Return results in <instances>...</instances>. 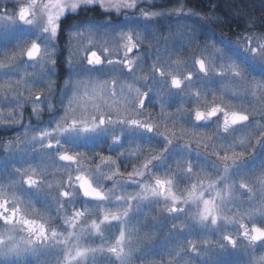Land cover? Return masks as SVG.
Returning a JSON list of instances; mask_svg holds the SVG:
<instances>
[{"label": "snow or ice", "instance_id": "6c2138e0", "mask_svg": "<svg viewBox=\"0 0 264 264\" xmlns=\"http://www.w3.org/2000/svg\"><path fill=\"white\" fill-rule=\"evenodd\" d=\"M8 2L0 0V5ZM160 2L24 0L11 11L0 7V125L24 129L23 139L0 140V150L7 153L6 166L0 168V264H50L53 259L55 264H89L103 258L109 264H134L137 259L141 264H190L189 258H202L199 264H224L217 254L229 252L243 253L245 264H257L255 253L264 251V226H257L264 225V106H255L264 104V16L245 21L244 31L233 39L215 26L241 21L246 13L232 12L231 20L214 14L224 0H207L203 14L185 11V0L161 11L140 8L137 14L141 3ZM259 3L264 9V0ZM96 9L104 14L102 20L79 18ZM113 17H122L128 26L114 23ZM65 34L69 46L73 39L86 37L100 52L91 51L87 65H77L69 51L67 78L57 90L53 78L59 76ZM184 51L191 54L181 59ZM112 56L119 58H108ZM28 68L39 71L29 73ZM85 74L86 81L74 79ZM108 76L112 79H101ZM39 85H46L47 91L34 93ZM165 93L170 99L179 97L181 107L167 113L161 103L159 115L153 117L146 106L155 107ZM9 106L14 107L4 113ZM26 107L31 114L24 123ZM52 123L54 127L30 135ZM240 129L245 131L238 135ZM186 137L188 142H181ZM153 140L163 145L159 151L152 147ZM105 143L109 151L125 143L134 150L120 151L116 159L73 152ZM51 150L58 153L55 158ZM37 157L35 167L23 166ZM97 158L99 163L93 164ZM53 159L67 163L50 173L47 162ZM118 160L125 168L132 160L141 163H133L132 171L125 173ZM257 162L261 171L252 183L259 196L248 183L233 179L252 177ZM156 169H164L168 178H160ZM212 173L216 179L204 184ZM108 182L111 187H105ZM181 182L191 183V189L181 190ZM213 190L216 199H204L205 191ZM237 190L248 200L237 197ZM149 204L163 205L150 217L151 225V210L144 211ZM181 204H195L199 210L189 213ZM134 215H143V220L132 223ZM182 215L183 222L171 223L160 239L161 217L179 220ZM230 225L235 226V238L227 234ZM184 233L198 235L200 243ZM216 233L221 234L215 246L204 239ZM97 239L99 246H92Z\"/></svg>", "mask_w": 264, "mask_h": 264}, {"label": "rangeland", "instance_id": "374dc122", "mask_svg": "<svg viewBox=\"0 0 264 264\" xmlns=\"http://www.w3.org/2000/svg\"><path fill=\"white\" fill-rule=\"evenodd\" d=\"M170 1H171L170 3H168L166 0H163V2H161V3H153V4L141 3L139 5L138 9L136 10L137 14L139 13V9L140 8L146 9L148 11H161V10L171 9V8H174V7L178 6L179 1L178 2H175L176 0H170ZM23 2H24V0H14V2H13V0H10V2H8L6 5H0V7H7L9 9V11H11V10H13L16 7V4H20V3H23ZM37 2L38 3L42 2V0H37ZM45 2H46V0H45ZM230 2L233 3V4L234 3L235 4L243 3V5L248 9V11H252L253 10V11H258V12L264 13V9H261V7H260L259 0H224V3L222 4V8L225 10V12H227V14H229V16L231 18H232L231 13L234 12V11L231 8ZM185 4H186L185 11H187L188 8H192L195 11L199 10L198 8H196L194 6H190V4H188V1H186V0H185ZM225 5H227V6H225ZM201 14H203V13H201ZM88 17H92L94 19H101L102 20L104 18V14L100 13L99 9H96V10L90 12V13H87L85 16L79 17V18L80 19H87ZM231 18H229V20H231ZM132 20L136 24L140 23V21L138 19L134 18V17L132 18ZM72 22H74V21H72ZM113 22L121 24V25L128 26V21L124 20L122 17L121 18L113 17ZM70 23H71V21H65V26H69ZM162 23H166V21H162ZM188 23L189 24H191V23L196 24L198 22L196 20H189ZM129 27H131V26H129ZM232 27L234 29H236L234 27V25H232L230 27H226V28H232ZM221 28L222 27L220 26V29H219L220 31L216 28V31L218 33L219 32H223L221 30ZM226 28L225 27L223 28L225 30L223 32L224 35L229 36V37H231L233 39H236L237 37H236L235 34L239 33V32L235 30V33H231L230 34V30H227ZM125 30H127V29H125ZM81 31H83V29H81ZM161 31L163 32L164 35L168 34L166 29H164L163 27H161ZM257 31H260V29L257 30ZM61 45H64L65 47L61 51V54L59 56V62L57 64V69H58V72H59V76L53 78L56 81L55 87H56L57 90H59V88L63 85L64 80L67 78V71H66L67 65H66L65 61H66V58L69 56V51H71L73 53V57L72 58H73L74 62L77 65H80V64L87 65V60H86L85 57L87 55H89L91 51H97L98 53L100 52L99 46L98 45H89L88 39L86 37L83 38V39H79V40L73 39L71 41V45L69 46L68 37H67V34H65V36L61 38ZM162 46H163V42L161 41V47ZM253 47H255V45H253ZM10 51H11V49H9V54H10ZM190 54H191L190 51H184L182 53H179V56H180L181 59H183V58L189 56ZM196 56H197V58H199V51L196 52ZM108 58L109 59H118L119 57L112 56V57H108ZM0 59H3V57L0 56ZM173 59H176L175 55L173 56ZM187 70L195 71L191 67H189ZM33 71H37L38 72L39 68H37V69L28 68V72L29 73H31ZM104 71H108V70L104 69ZM142 74H146V73H142ZM186 74H187V71H185V75ZM13 79L14 80L19 79V77H13ZM74 79H82V80L86 81L88 79V76L85 74V75H82L80 77H74ZM101 79H109V80H111L112 77L111 76L101 77ZM20 90L22 91V89H20ZM41 91H47L46 85H39L37 88L33 89L34 93H39ZM23 94L25 96L28 95L27 92H24ZM56 98H58V97H54L53 98V102H55ZM161 103L165 104V109L164 110L167 113L175 114L176 109L181 107V102H180L179 97L170 99V98L167 97V95L165 93L163 100L157 99L155 107H153L152 104H148L146 106V111H150L152 113L153 117H157L159 115L160 111H161V108H160V104ZM233 103L239 104L240 102L239 101H233ZM255 106H256L257 110H259L262 106H264V104H256ZM12 107H14V106L4 107L3 108V112L4 113H8L9 111L12 110ZM248 107H249V110H251L252 105H248ZM30 114H31V108L30 107H26L25 109H23L24 123L28 122V118L30 117ZM256 118L259 119V116H257ZM43 119L45 121H47L49 119V116H48L47 113H45V115L43 116ZM57 119H59V117H57ZM177 119H179V117H177ZM32 122H33V124H35V120L34 119H33ZM262 123H264V121H262ZM54 126H55L54 123H52L51 125H47V124L41 125L40 127L35 128V132L30 133V135L38 133L41 130V128H44V127L50 128V127H54ZM169 127H171V124H169ZM178 128H179V125H177V129H174V130H178ZM9 131L13 132V134L15 136H20L23 139V136H22V133L24 131L23 128H19V127H16V126H14L13 128H7V127H4L3 125H0V140H4L6 142L9 139L8 138V132ZM200 131L203 132V131H206V130L205 129H200ZM244 131H245L244 129H240L237 134L239 135V134L243 133ZM253 132L255 133V129H253ZM254 139H255V136H253V141H254ZM154 141H152V143H153L152 146L155 147V149L157 151H159L163 147V145L158 143V142L154 143ZM181 142H188V138L186 137L185 141H181ZM37 147H39V145H37ZM147 147L148 146L145 145V148H147ZM192 147L193 148L196 147V144H195L194 141H192ZM130 148H132L134 150V146L133 145L125 143L124 148H118L116 151H109L108 150V145H107V143H105L103 145L97 144L95 149L80 148V149H73V152L79 151V152H82V153H86L88 156H92L94 152H97V153H103V155H105V156L111 155L113 157V159H116L118 157V153L120 151H124V150L130 149ZM240 150L241 149H237V151H240ZM201 151H204V149L201 148ZM207 151L210 153L212 150H211V148H209V149H207ZM49 155H51L52 157L55 158L58 155V153L55 150H51ZM245 158H248V153H245ZM193 159L195 160V157H193ZM6 160H7V153L5 151H3V150H0V168H3V167L6 166ZM38 161H39V158L37 157L36 159L29 160L28 164H25L23 166L24 167H28L29 165H31V166L35 167L37 165ZM117 162L120 164V171L125 172V173H127L129 171H132L131 165L133 163L134 164L141 163V161L132 160L131 163H129V166L127 168H125L123 166L124 161L118 160ZM47 163H48V169H49L50 173L54 172L57 167H61V166L66 164L65 162L59 161L58 159H53L52 161H48ZM84 163H85V166H87V162L85 161ZM96 163H99V159L98 158L93 161V164H96ZM169 163L172 165L173 168L176 167L175 163H173L172 161H169ZM200 163H203V161H200ZM16 166L20 167L21 165L17 164ZM72 166L75 167L76 165H72ZM105 171H106V169H105ZM194 171H195V169H194ZM260 171H261V169L259 168V164L257 162V170H256L255 174L252 177L246 179V178H243V177L234 176L233 179L235 180V182L237 184H239L240 182L248 183L249 186L253 188V191L257 194V196H259V189H258V187L255 184L252 183V179H254L255 176H258L260 174ZM164 173H165L164 169H156V174L159 175L160 178H162V179L168 178V177L165 176ZM34 178L39 179L38 176L34 177ZM48 178L52 179L53 177L49 176ZM17 179H19V177H17ZM215 179H216V173H212L210 179H208V178L204 179V184H208V183L214 181ZM230 182L231 181H229V183ZM191 186H192L191 183L181 182L179 184V188L181 190H184V189L190 190ZM105 187H111V183L110 182L106 183ZM219 187L222 188L223 185H220ZM129 190L130 191H134V190H137V189L130 188ZM216 191L217 190H213L211 192L205 191L204 199H216ZM241 191L242 190H237L235 192V195L237 197H240V199L242 201H247L248 200V195H246V194L245 195H241ZM217 203H219L218 200H217ZM255 203L258 204L259 203V199H257L255 201ZM179 206L187 208L189 213H196L199 210L195 204H190V205L181 204ZM37 207H39V205H37ZM77 207H80V205H77ZM159 207H163V205L162 204L161 205L149 204L148 207H146L144 209L145 212H149V210H151L150 214H149V220H148V224L149 225H151V223H152L150 217L151 216H155V215L158 214V208ZM229 207H234V206L233 205H229ZM243 207L246 209L248 207V204L244 203ZM200 208H202V204L200 205ZM154 210H155V212H157V214H155V215L153 213ZM224 215L232 216L233 213L232 212H225ZM161 219L163 220V227L157 226V230L159 232V238L163 239L165 237V234L168 233V231H169V225L171 223L179 224V223L183 222L184 217L182 215L179 220H170L167 216H162ZM142 220H143V215H138V216L134 215L132 217V223H135L137 221H142ZM244 223H248V221L245 220ZM248 226H249V228H251V224H249ZM257 226H264V225H260L257 222ZM129 227H132L131 223L129 224ZM144 230L146 231L147 229H144ZM220 234L221 233H216L215 235L209 234V235L205 236L204 239L210 240L212 245L215 246V244L218 241V237H219ZM227 234H232L233 237L235 238V236H236L235 226H231L230 225L228 227V233ZM116 235H118V231L116 232ZM183 235L186 236L188 239L195 240L198 244L200 243V237L198 235H196V234H193V235L189 236L187 233H184ZM99 243H100V241L97 239L95 244L92 245V246H99ZM261 257H264V251L257 250V252L255 253V256L253 257V259L257 262V264H259V261H260ZM154 258L157 261L160 260L159 256H155ZM217 258L222 260L224 262V264H245V261H246V257H245V255L243 253H231V252H229V253H227L225 255H222V256L217 254ZM41 259L43 260V259H45V257H41ZM189 259H190V264H199V259H202V258H189ZM50 264H55V260L53 259L50 262ZM89 264H109V262L107 261L106 258H103V259H98L97 261H94V262L90 261ZM117 264H118V262H117ZM134 264H141V261L139 259H137V260L134 261ZM144 264H148V262L145 261Z\"/></svg>", "mask_w": 264, "mask_h": 264}, {"label": "trees", "instance_id": "16d2710c", "mask_svg": "<svg viewBox=\"0 0 264 264\" xmlns=\"http://www.w3.org/2000/svg\"><path fill=\"white\" fill-rule=\"evenodd\" d=\"M188 2L190 3L189 0H188ZM195 4L196 5L194 7H196V8H199V9H202V10H205V11L208 10L206 7L205 8H202V6H203V1L202 0H195ZM230 4H231V8H232V10L234 12H243V13H246V15L244 16V19L243 20L238 21V22H235L234 27L236 29H234L233 27L232 28H226V27H228V25L227 26H221L222 28L225 27L227 30H230L231 33H235V30L236 31H242L244 29L242 25L245 23V21L252 20V19H258V18L264 16V13H262V12L253 11V10L252 11H248V9L243 5V3H238V4H235L234 3L233 4V3L230 2ZM220 16L221 17H227L228 19L231 18L229 16V14H227V12H225V10L222 8V6L220 8Z\"/></svg>", "mask_w": 264, "mask_h": 264}, {"label": "flooded vegetation", "instance_id": "af4514ba", "mask_svg": "<svg viewBox=\"0 0 264 264\" xmlns=\"http://www.w3.org/2000/svg\"><path fill=\"white\" fill-rule=\"evenodd\" d=\"M168 3H170L171 1L170 0H166ZM179 0H176L175 2H178ZM186 1H188V0H186ZM190 1V3L188 2V4H190V6H195L196 4H195V0H189ZM203 1V6H202V8H205V6H206V4H207V0H202ZM161 3V2H160ZM172 4V3H171ZM199 9V8H198ZM198 12H200V13H204L205 12V10H202V9H199V10H197ZM214 14H217V15H220V8H218L217 10H216V12L214 13ZM235 24V22L234 23H230V24H228L229 26H232V25H234ZM220 26L221 25H216L215 26V28H217L218 30L220 29ZM228 26V27H229ZM222 31H224V29H221ZM220 31V30H219ZM244 31V30H243ZM240 32H242V31H240ZM14 137H16L14 134H13V132H8V138L10 139V138H14ZM21 139H22V137H21ZM154 141V140H153ZM155 142H157V140H155L154 141V143ZM152 145H153V143H152ZM153 147V146H152ZM155 148V147H154ZM153 213H154V215L155 214H157V212H155V210L153 211ZM152 213V214H153Z\"/></svg>", "mask_w": 264, "mask_h": 264}]
</instances>
